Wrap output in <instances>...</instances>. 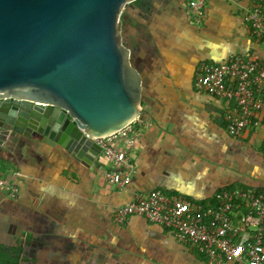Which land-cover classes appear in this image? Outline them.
Segmentation results:
<instances>
[{
	"label": "crops",
	"instance_id": "crops-1",
	"mask_svg": "<svg viewBox=\"0 0 264 264\" xmlns=\"http://www.w3.org/2000/svg\"><path fill=\"white\" fill-rule=\"evenodd\" d=\"M260 1L207 0L201 24L194 22L188 0L131 4L125 29L138 36L135 64L145 88L136 122V171L126 188L105 180L114 163L103 153L88 169L0 139V175L16 189L13 195L11 189L0 191V201L16 197L22 226L31 225L54 244L55 254L34 249L26 264H205L194 247L167 229L142 217L117 225L114 213L152 190L210 205L225 189H264V112L257 115L260 129L232 137L227 127L234 103L194 86L205 62L239 56L264 61V41L245 22Z\"/></svg>",
	"mask_w": 264,
	"mask_h": 264
},
{
	"label": "water",
	"instance_id": "water-1",
	"mask_svg": "<svg viewBox=\"0 0 264 264\" xmlns=\"http://www.w3.org/2000/svg\"><path fill=\"white\" fill-rule=\"evenodd\" d=\"M136 1L0 0L3 142L55 153L88 169L99 162L103 148L97 140L119 134L144 111L137 42L121 20ZM0 231L1 238L22 244V264L31 259V243L39 242L36 250L43 247L44 255L54 253L47 235Z\"/></svg>",
	"mask_w": 264,
	"mask_h": 264
},
{
	"label": "built area",
	"instance_id": "built-area-1",
	"mask_svg": "<svg viewBox=\"0 0 264 264\" xmlns=\"http://www.w3.org/2000/svg\"><path fill=\"white\" fill-rule=\"evenodd\" d=\"M206 2L188 0L196 24L203 21ZM245 22L252 36L264 41V0L246 13ZM194 86L234 103L227 127L232 137L261 128L257 115L264 112L263 60L239 56L227 63L205 62L196 72ZM137 121L113 137L97 140L105 157L114 163L104 178L118 188H126L136 171L133 156L139 137ZM6 189H11L12 195L16 192L10 181L0 175V191ZM215 202V207H207L183 196L168 197L161 190H152L137 201L118 207L114 222L122 226L132 217H143L170 231L178 242L194 247L205 264H264V189H225L218 193Z\"/></svg>",
	"mask_w": 264,
	"mask_h": 264
},
{
	"label": "flooded vegetation",
	"instance_id": "flooded-vegetation-1",
	"mask_svg": "<svg viewBox=\"0 0 264 264\" xmlns=\"http://www.w3.org/2000/svg\"><path fill=\"white\" fill-rule=\"evenodd\" d=\"M126 20L123 19L124 26L126 27ZM125 33L126 29H125ZM132 37L136 42H138V36L136 35H129ZM21 209L18 206L16 197L11 198L9 201L1 202L0 201V228H4L5 230H8V232L15 233L17 234L20 229L25 228L22 226L23 222L21 221ZM29 231H33V227L31 225H28L27 228H25ZM1 234V231H0ZM0 241L4 242V245L0 244V259L3 256H9V258L13 261L12 264H22V259H21V254H22V244L19 243L18 239L16 240H5L3 237H0ZM39 242L37 243H31V245L28 246L29 252H28V257L32 258L34 255L36 249V246ZM40 251H43V247L40 248ZM25 263L26 264V259ZM3 263H5L3 261ZM7 264V263H6Z\"/></svg>",
	"mask_w": 264,
	"mask_h": 264
},
{
	"label": "trees",
	"instance_id": "trees-1",
	"mask_svg": "<svg viewBox=\"0 0 264 264\" xmlns=\"http://www.w3.org/2000/svg\"><path fill=\"white\" fill-rule=\"evenodd\" d=\"M246 189V188H245ZM248 190V189H247ZM252 191V190H251ZM257 191H260V190H257ZM217 205V203L216 202H214L213 204H210V205H206L207 207H215ZM3 261L5 262V263H3ZM12 264L13 263V261L9 258V256H3V257H1V259H0V264Z\"/></svg>",
	"mask_w": 264,
	"mask_h": 264
},
{
	"label": "rangeland",
	"instance_id": "rangeland-1",
	"mask_svg": "<svg viewBox=\"0 0 264 264\" xmlns=\"http://www.w3.org/2000/svg\"><path fill=\"white\" fill-rule=\"evenodd\" d=\"M131 6V4H129L123 11V14L121 16V20L123 21V19H126L127 18V11L129 10V7Z\"/></svg>",
	"mask_w": 264,
	"mask_h": 264
}]
</instances>
